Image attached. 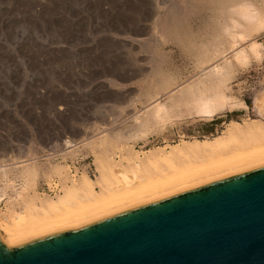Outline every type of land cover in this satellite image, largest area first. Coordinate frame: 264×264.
Listing matches in <instances>:
<instances>
[{"label":"rangeland","instance_id":"374dc122","mask_svg":"<svg viewBox=\"0 0 264 264\" xmlns=\"http://www.w3.org/2000/svg\"><path fill=\"white\" fill-rule=\"evenodd\" d=\"M217 3L218 0H0V166L11 169L9 183L14 179L25 182L21 203L57 199V195H42L41 179L49 182L57 178L64 188L86 175L96 180L99 166L112 181L113 169L122 166L135 170V164L140 163L137 172L145 182L150 176L154 180L160 174L170 175L168 171L172 174L195 163H207V159L175 153V147L184 142L213 140L232 121L242 124L241 130L246 131L251 120H257L264 130V18L255 27L238 28L235 35H240L222 33L226 21L216 9ZM173 34L187 43V49L172 39ZM233 36L241 42L238 46ZM252 42L260 44L261 57L255 59L252 55L248 65L238 64L235 54L250 50ZM191 43L194 49L189 48ZM203 51L207 56L199 58ZM213 65L221 69L224 66L225 72H213ZM212 72L219 79L224 74L225 83L220 89L230 103L209 119L196 115L193 102L195 97L215 94L218 79L211 76ZM162 75L168 86L161 83ZM156 100L167 104L168 118L161 119L160 124L152 119L153 126L144 129L150 132L138 134L132 120L146 117ZM255 137L245 134L230 148L246 151L257 140ZM69 138L81 141L78 151L68 155L70 161L91 165L95 176L84 171L72 177L67 163L38 158L60 140L56 154L63 152L62 146ZM87 138L94 140L90 147ZM258 139L262 141L260 136ZM149 150L155 154H145ZM96 156L102 158L100 165ZM146 158L154 159L153 163L144 162ZM28 163L32 168L36 165L35 186L22 173V165ZM3 181L6 179L0 175V183ZM95 188L99 193L104 189L101 184ZM14 197L7 210L15 216L20 209L14 207Z\"/></svg>","mask_w":264,"mask_h":264},{"label":"bare ground","instance_id":"6f19581e","mask_svg":"<svg viewBox=\"0 0 264 264\" xmlns=\"http://www.w3.org/2000/svg\"><path fill=\"white\" fill-rule=\"evenodd\" d=\"M216 6H217L216 9L219 11L221 16L224 18V21H226L224 22L225 25L222 24L223 29H221L222 27L220 28L222 30L220 32L222 33H229V34L232 33L233 35H235V32L239 30L238 28L243 27V29L244 28L246 29L247 27H255V25L258 22H262L264 18V0L261 2L252 1V0H218V3ZM259 27H260V24H259ZM237 34L240 35V32L236 33V35ZM239 35L237 37H240ZM235 36H233L236 39L235 44L238 46V44H240L241 42L238 41L239 39L237 40ZM172 37H173L172 38L173 40L177 41L182 47L187 49L186 42H184L183 40H180L179 37L175 36L174 34ZM244 37L247 38V36H244ZM191 47L192 49H194L193 43L189 44V48ZM259 48H260V44L258 42H252L250 46V50H246L242 48H241L242 50H239V51L237 50L238 52L235 54L234 59L236 60V62L237 61L239 62L238 64H240L241 62L243 65L245 64L248 65V63L246 62H249L250 56L253 55L255 59H259L261 57ZM205 52L203 51V53L201 52V54L198 53L199 58L206 57L207 53ZM214 52H212L213 55H214ZM209 54H208V57H209ZM230 64H226V66L227 65L229 66ZM223 67L221 69V67L219 68V65H216L214 69L212 68L213 69L212 71L217 72L220 75L221 74L219 72L220 70L223 73L225 72V69ZM213 72L211 75L212 77L214 75ZM217 73H215L216 76L218 75ZM216 76L213 77L215 78V80H216ZM223 76L220 77V79L217 76L218 83L217 82L215 83L216 92L213 96H202L200 94V96L202 97H199V96L197 98L195 97V100L193 102L194 103L193 108L196 111V115L199 114V116L201 115L202 117H206L209 119L213 118L217 114H219L220 111H223L227 102L230 103L229 102L230 99L227 98V96H225L220 89L221 84L225 83ZM159 77H158V80H159ZM163 77L164 76L162 75V77L160 78L162 79V81L165 79V78L163 79ZM210 80H211V77H210ZM161 83L165 84V81ZM166 85L167 84H165L164 86ZM155 103L156 104L152 106L153 108H151L152 110L150 109L149 111H147L146 117H143L142 119L141 117H136L134 118V120H132V124H131L132 128H134V130H136L138 134L141 133V135L143 134L145 135L146 132L147 134L148 132H150V131H144V129L149 128L150 124L153 122L152 119L156 120L154 122H156L157 124L160 122L161 119L163 121L165 117L168 118L167 115L169 114L168 112L170 111H168L169 109L167 107V104L165 103L163 104V102L159 100H156ZM241 105H244V104L242 103ZM244 107L248 108L246 105ZM233 108L235 107L233 106ZM256 124H258L257 120H251V124L247 125L246 131H245V128L244 130H241L243 127L242 124L236 121H232L230 124H228L227 129L221 135L215 137L213 140H210V139H206L203 141L197 140L196 142H192V143L182 142L183 145H180V146L177 145L175 147L176 148L175 153L177 152L179 154H182L184 157L189 156V158L199 157V158L207 159L206 160L207 163H204L205 165L201 163L200 164L195 163L196 164L195 165L192 162L195 166L197 165L199 166L197 167L190 166V168L187 167L186 169H183L181 171L172 172V174H171V171H168L170 172V175L167 174V172H164V174L166 173L167 176L160 174V176L162 177L159 179L158 177L160 176L156 177L157 179L154 178V180H151L153 179V177L150 176L151 179L149 177V179L147 178L148 181L146 180L147 182L146 181L142 182L138 175L139 174L138 172H140L139 169L142 166V164L140 165V163L135 164L137 165L136 166L137 169L135 168V170L133 167H132L133 169L129 167L132 169V171L131 170L128 171L127 169L129 168L127 167L124 168L122 166L113 169V172L112 171L111 172L113 173L112 177L114 178V180L112 181L109 179L108 175L106 174V171L102 169L103 167L101 166H99L100 176L96 180H93L90 177L88 178L86 175L85 177L82 178V180H75V179L72 180V183H71L72 186L65 185L63 188L62 183L59 179L57 178L53 179L52 181H49L48 183H50L51 185V182L56 181L61 185V189L55 195H50L44 192H42V195L43 194L48 195V196L57 195L56 196L57 199L55 200H52V199L35 200L33 199V200L25 201L24 203H21L19 198L21 197V194L25 188L24 187L25 182L23 183V181H21L20 179H14L13 182L9 183L8 176H9V172L11 171V169H8V168L5 169L0 166V175H4L6 179V181L1 182L0 185H4L5 190L9 191L5 193L7 197L5 204L1 206V203H0V233L5 235L9 243L30 242V241L40 239L43 237H47L50 235H54V234H57V233H60L66 230L77 229L79 227H83L85 225L97 222L101 219H105L107 217H111L113 215L131 210V209H134V208H137V207H140V206H143V205H146V204H149V203L161 200V199L172 197L186 190L193 189L199 186H203L211 182L219 181L221 179H225L228 177L236 176L241 173H245L247 171H250V170H253L259 167H263L264 166V146H263L264 142L262 143V141L264 139V130H262L260 127L261 123L260 125L258 124L259 126H257ZM153 130H154V127H153ZM137 132H136V136L138 137ZM245 134L250 137L256 136L254 139L257 138V140H260L258 139L260 136V138H262V141L257 142V140H254L255 141L254 144L256 145L250 144L252 147H249V149L246 148V151L245 150L242 151V149L240 150V148L238 152H236L237 149L235 150V148H234L235 151L233 149L231 150L230 148L231 143L235 142L236 140L237 141L240 140L241 136ZM86 137H87V134H86ZM87 139L91 140V141L88 140L87 145L89 144L92 145L93 144L92 141L94 140L92 138H87ZM250 140L251 139H249V141ZM60 143H61V140L58 142H54V146L50 148L51 150H53L52 152L53 155H50L48 159H51V158L56 159V157H59L60 159H62L60 160V162H65L68 164V162L70 161V158L68 155L73 154L76 151H78V149L80 148L78 145L79 143L81 144V141L77 139L70 140L69 138L68 140L64 142V145L62 146L63 152L56 154L57 152L56 150L59 149L58 145ZM259 145L262 147H260ZM174 146L171 147L173 151H174ZM256 146H258V148H255ZM253 147L254 149H252ZM173 151H171L170 153H172ZM145 154L153 155L155 153L153 150H149ZM63 155L68 156V157L64 158ZM157 155L158 154H156V156ZM163 155L165 156V154ZM96 158H97V163L100 165L102 162L101 156H96ZM153 160L150 159V161H147V158H146L144 162L147 161L148 163L150 162L152 164ZM193 160L195 159L193 158ZM171 161H173V159ZM25 162L26 161H24L23 163ZM0 165H1V162H0ZM29 165H30L29 163L22 165L24 167L22 173L23 175H26V177H29V179L34 184L32 186H35L38 172H37V169L35 168L36 167L35 164H34V168H32L33 166L30 167ZM180 165L178 167H180ZM68 167L70 168L69 173L72 177L78 176L84 171L88 173L87 170L85 169L83 170L82 168L80 173L73 174L71 172V166L69 164H68ZM54 170L56 172L57 169H54ZM59 170L62 171V169H59ZM58 173L59 172H57L56 175H58ZM30 184L31 182L29 183V185ZM98 184L103 185L104 189L102 193L97 192L95 188L96 185ZM29 185L27 186L30 188ZM62 188L64 190L63 194H61ZM58 194H61V195H58ZM12 196H15L14 198H12L15 201V203L13 204L14 207H17L16 208L17 210L20 209L18 214L15 216L9 214V211H8L9 209L7 210V204L10 203V198ZM75 200L76 202H74Z\"/></svg>","mask_w":264,"mask_h":264},{"label":"water","instance_id":"95a60500","mask_svg":"<svg viewBox=\"0 0 264 264\" xmlns=\"http://www.w3.org/2000/svg\"><path fill=\"white\" fill-rule=\"evenodd\" d=\"M0 264H264V166L24 243Z\"/></svg>","mask_w":264,"mask_h":264},{"label":"built area","instance_id":"2783aa9c","mask_svg":"<svg viewBox=\"0 0 264 264\" xmlns=\"http://www.w3.org/2000/svg\"><path fill=\"white\" fill-rule=\"evenodd\" d=\"M52 146H54V144ZM52 146H50L49 149L45 150L43 155L39 156L38 158H40L42 161H46V159L49 157V155H53V153H52L53 150L50 149ZM56 159H54V160H56V161L62 160L59 157H56ZM68 164L71 166V172L73 174L80 173L82 168H86L89 175L95 176L94 170H93L91 165L80 166L79 163L72 162V161H69ZM17 183H19V182H17ZM60 189H61V185L56 181L51 182V185H50V183L45 182L43 179H41L39 182V190L41 192H44V193H47L50 195H55ZM6 192H9V191L5 190L4 185H0V203H1V206H3L7 200V197L5 195Z\"/></svg>","mask_w":264,"mask_h":264}]
</instances>
